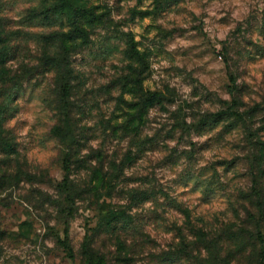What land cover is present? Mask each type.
<instances>
[{
    "label": "clouds",
    "instance_id": "clouds-1",
    "mask_svg": "<svg viewBox=\"0 0 264 264\" xmlns=\"http://www.w3.org/2000/svg\"><path fill=\"white\" fill-rule=\"evenodd\" d=\"M0 105V264H264V0H0Z\"/></svg>",
    "mask_w": 264,
    "mask_h": 264
},
{
    "label": "rangeland",
    "instance_id": "rangeland-1",
    "mask_svg": "<svg viewBox=\"0 0 264 264\" xmlns=\"http://www.w3.org/2000/svg\"><path fill=\"white\" fill-rule=\"evenodd\" d=\"M5 110H6L5 107L3 105H0V112H3ZM2 143L5 144L4 151L6 152L14 151V149L11 147V144L9 142L3 141ZM258 145L260 149V155L257 159L260 164L264 165V142H258Z\"/></svg>",
    "mask_w": 264,
    "mask_h": 264
}]
</instances>
